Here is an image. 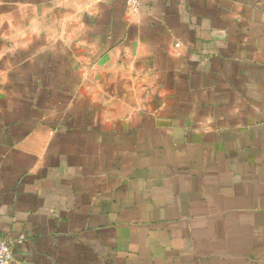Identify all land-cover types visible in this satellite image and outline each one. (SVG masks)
I'll return each mask as SVG.
<instances>
[{
	"label": "crops",
	"instance_id": "crops-1",
	"mask_svg": "<svg viewBox=\"0 0 264 264\" xmlns=\"http://www.w3.org/2000/svg\"><path fill=\"white\" fill-rule=\"evenodd\" d=\"M0 239L264 264V0H0Z\"/></svg>",
	"mask_w": 264,
	"mask_h": 264
},
{
	"label": "built area",
	"instance_id": "built-area-1",
	"mask_svg": "<svg viewBox=\"0 0 264 264\" xmlns=\"http://www.w3.org/2000/svg\"><path fill=\"white\" fill-rule=\"evenodd\" d=\"M127 7L132 12H138L140 8V0H125ZM24 240L23 235H19L15 239L16 242H22ZM12 259V251L9 246V242L4 239H0V264H9Z\"/></svg>",
	"mask_w": 264,
	"mask_h": 264
}]
</instances>
